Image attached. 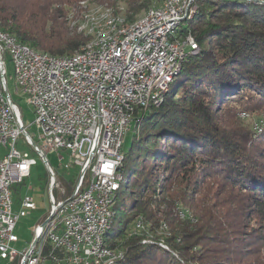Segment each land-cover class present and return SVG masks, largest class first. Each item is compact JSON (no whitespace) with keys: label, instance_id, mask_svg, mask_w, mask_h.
Wrapping results in <instances>:
<instances>
[{"label":"trees","instance_id":"1","mask_svg":"<svg viewBox=\"0 0 264 264\" xmlns=\"http://www.w3.org/2000/svg\"><path fill=\"white\" fill-rule=\"evenodd\" d=\"M79 1L0 0V31L51 56L72 55L90 39L77 31L75 21L71 25ZM98 1H105L115 11L124 5L126 20L131 23L156 0ZM201 1L198 16L181 27V33L195 35L200 52L187 57L160 105L145 112L137 110L134 136L124 150L119 171L127 179L131 195L130 201L124 193L117 199H121L124 213L131 212V218L107 234L113 249H125L117 264H228L204 260L202 249L199 254L194 250L198 244L192 240L197 239L199 227L189 222L170 224L174 234L164 240L169 250L157 244L153 233L154 241L147 234L152 240L145 243L140 234L127 236L137 217L153 228L164 216L167 221L173 219V211L184 201V188L190 186L192 197L198 196L197 203L205 208L221 188L220 194L236 191L249 197L251 213L262 223L259 236L264 243V130L257 134L235 114L238 108L245 109L241 104L247 97L263 106L254 108L258 105L248 102L250 109L264 114V91L254 87L264 85V3ZM2 90L0 79V93ZM225 109L233 126L223 124L220 114ZM159 186L162 193L157 191ZM73 189L74 181L69 180L65 193L71 195ZM217 222L212 216L202 220L208 230ZM11 264H20V260Z\"/></svg>","mask_w":264,"mask_h":264},{"label":"built area","instance_id":"2","mask_svg":"<svg viewBox=\"0 0 264 264\" xmlns=\"http://www.w3.org/2000/svg\"><path fill=\"white\" fill-rule=\"evenodd\" d=\"M200 1L161 0L151 23L136 30L132 41L120 39L104 45V51L90 58L64 64L21 52L18 45L6 39L7 51L0 52L3 77L6 80V53L14 63L18 88L34 108L42 146L28 133L6 80V94L0 100V260L13 263L19 259L20 264H106L109 259L123 256L118 247L116 252L97 251L98 233L107 225L106 213L113 202L108 198V188L119 178L125 137L137 110L145 111L148 103L157 104V99H150V91L162 86L168 72L187 54L188 48H171L166 43L164 28L179 24L176 36H191L189 32L182 34L180 26ZM21 137L47 166L51 206L46 225L42 226L45 219L34 231L37 244L32 242L19 252L14 247L19 241L17 222L28 215V210L36 209L32 197L19 200L13 191L36 164L28 152L18 149ZM45 150L56 152L66 168L70 164L78 167L71 195L55 197L57 176ZM65 155L70 163L65 162ZM17 201L19 209L15 208ZM139 223L144 222L137 221L134 226ZM141 236L147 242L146 236Z\"/></svg>","mask_w":264,"mask_h":264},{"label":"rangeland","instance_id":"3","mask_svg":"<svg viewBox=\"0 0 264 264\" xmlns=\"http://www.w3.org/2000/svg\"><path fill=\"white\" fill-rule=\"evenodd\" d=\"M159 2H160L159 0H156L153 2L152 5L159 4ZM201 2L202 1L199 2V8H197L196 13L191 20L195 19L198 16L199 13L198 10H200L201 8ZM231 2H236L238 4L243 3V1L241 0H231ZM244 4L262 6L261 4L256 2L254 3L244 2ZM77 5L79 10L77 11V13L76 12L74 13L73 19H71L72 16L70 15V19L72 21L71 25L73 21H75V24L77 23L76 25L82 24L86 20L87 15L95 13L97 9H101V12H104L107 10V8L110 7L112 8V6H109L105 1H98V0H81ZM125 10L126 9L124 5L116 8V11H119V13L122 14L126 13ZM144 12L145 11H143L139 15V17L142 16ZM191 20H187L184 24L190 22ZM184 24L180 26V29ZM75 33H77L76 29H75ZM79 33L80 34L82 33V35L85 34L83 31H79ZM182 34H186V33H182ZM86 36H88V38L90 39L92 38V35H86ZM193 36L195 37L194 34ZM188 53L189 54L185 58H183L181 62L180 70L177 76L182 71L183 64L186 61L187 57L189 55H194L189 51ZM4 61H5L6 80H7L9 93L12 96V99L14 100L15 104L19 108L23 123L27 127L28 133L31 135V137L36 143L42 146V141H40L39 139V135H40L39 129L37 125L34 123L35 120L34 108L29 103L27 95L18 88L17 80L15 76L14 63L8 54H5ZM229 79L232 80L231 78ZM254 87H256V89L258 90L264 91V85L263 86L260 85L258 87V85L255 84ZM162 101L163 99L156 105H160ZM248 102L255 104L254 102L256 101L252 100L249 97L243 99V103L241 104V106L245 107V109L238 108V110H236L235 113L236 117L243 122V123L241 122L242 125L253 126L254 130H256V133L261 134L264 130V123H263L264 114L254 112L252 111V109L258 108L259 106L262 107L261 109H263V106L260 105L261 103H259V104H255L258 105L257 107L254 108L252 107L250 109L251 106L248 105ZM220 115L224 120V121L221 120V122L222 121L224 122V123L222 122L223 124L228 126H233L232 124L234 123L231 122V117H230L231 115L229 114L228 111H226V109L223 110ZM133 127L134 125L131 127V130L126 134L124 150L128 149V146L130 145L133 139L134 136V131L132 129ZM17 147L22 152H28L33 158L36 159V164L31 168L30 176L27 177L24 183H22L20 186L13 188L14 194H16L19 200L21 199V197L29 196L32 197L36 205L35 210H28V215L26 217H22L17 222L16 235L18 236L19 241L14 244V247L15 249H17V251L22 252L25 249L29 248L31 243L34 241V231L36 227L48 215L51 203L47 191L48 170L43 158L36 151L33 150L32 145H29L28 143L25 142L23 137L19 139ZM45 155L57 176L58 186L53 191L55 197L61 199L69 196L68 192L63 193V191L64 192L66 191L68 181L74 180V175L77 173L78 167H75L72 164H70V168H66L65 163L63 164L59 161V157L57 153L54 151L45 150ZM65 162L70 163V160L66 155H65ZM191 189L192 186H190L189 189L184 188L185 190L183 194L184 201L180 200L181 202L178 204V208L177 209L175 208V210L173 211L175 212L173 219L167 221L165 220V216H164L161 218L158 227L155 226L153 228L151 223L147 224L145 222H144L145 224L144 226L143 223H141L142 225L139 224L134 226L138 220L143 222V219H141V217L140 218L137 217L131 224L134 228L127 230L128 233L127 236H129V233L131 231L133 234H140V235L150 234L149 236H152L153 240L151 238H146V239H150L154 241L153 238V234H154L156 235V238L159 240L157 244L160 247L169 250L168 246L162 244H166L164 240H166V238L170 236H173L174 234L172 232V227L170 224L175 223V225L176 224L178 225V222L184 224L186 222H189L191 223V225H195L199 227L198 230L195 232L197 234V239L195 238L192 241L195 243L197 242L198 244V246L194 248V250L198 249L196 251L198 254L200 249H202L200 253L203 255L204 260L210 259L213 261H222L225 263L228 262V264H264V243L262 242V239L259 236L261 229L260 225H262V223H260V221L255 218L256 214L251 213L252 209H250L251 207L249 206L248 203L249 197H247L245 194L241 193L240 191L239 192L241 194L236 191L234 192L232 191L231 193H227L225 191L224 193L220 194V191L223 190L221 188L218 191L217 194L218 196L213 198L209 203V208H205L203 204L197 203V201L199 200L198 196L192 197V195L190 194ZM157 191L158 193H162V188L160 186L157 187ZM123 193L124 195H126L127 201H130L129 197L131 195V188H127V179H125V177L119 188V194H123ZM232 202H238L239 204L235 203L237 206L232 205ZM121 203H122L121 199H118L116 205V207H118V209L116 210L117 211L116 217L118 218V220L116 223L113 224L110 232H113L119 226H121L126 220L131 218V212H129V210H127L125 213L122 211V208L120 207ZM19 206L20 203L16 204L15 208L19 209ZM210 216L215 218L218 222L215 225V227L211 226L212 230H208L207 228L204 229L205 225L202 223V220L205 221ZM178 242H180V240H178ZM111 243L112 242H110V237H109V244ZM118 249L123 252V256H124L125 249L123 247H118ZM122 258H120L118 261H120ZM0 264H11V263L7 260H0Z\"/></svg>","mask_w":264,"mask_h":264},{"label":"bare ground","instance_id":"4","mask_svg":"<svg viewBox=\"0 0 264 264\" xmlns=\"http://www.w3.org/2000/svg\"><path fill=\"white\" fill-rule=\"evenodd\" d=\"M248 2H258L264 3L263 0H243ZM159 8V4H154L145 10L144 14L138 17L131 23H128L126 20L125 14L117 13L113 8H107L106 11L101 12V9H97L95 13L87 15L86 20L78 25L77 31H83L86 35H92V38L81 47L74 54L69 56H51L46 53L39 52L10 36L0 31V52H3V49L7 50L6 39L11 41V45H18L19 50L24 53H29L32 56L42 57L44 59H52L53 63L56 64H64L67 62H74L76 60L90 58L92 55H95L97 51H104V45H112L115 41H120V39L124 38V41H132L133 33L136 30H141L145 28L148 23H151L152 13L157 11ZM198 8V7H197ZM186 17L187 20H191L196 11ZM179 32V24H169L164 28V40L166 43L170 45L171 48H188L187 54L185 57L191 52L192 54H196L199 50V47L195 43V38L191 32V36L188 38H178L176 34ZM194 45V47H190ZM183 58L181 59L182 62ZM181 62H177L176 66H174L170 72H168L166 76V82L162 84V86L156 87L154 91H150V99H157V104L160 102L162 96L169 89V86L175 79L176 75L180 70ZM0 76L3 84V91L0 93V100L2 95L6 94V80L3 77L2 70L0 68ZM151 103H148V106ZM156 104V103H155ZM148 108V107H147ZM135 120V118H134ZM133 126V125H132ZM124 153L121 158V162L118 164V171L123 165ZM124 180V176L119 171V178L113 185H109L108 188V198L113 199L112 205H109L108 212L106 213V222L103 228H101L98 233V242H97V251H106L108 252H116V249H113L108 241L107 234L108 231L114 224L117 211V197L119 194V188L121 186L122 181ZM140 224V223H139ZM114 257V259H109L106 264H116L117 261L122 258Z\"/></svg>","mask_w":264,"mask_h":264},{"label":"water","instance_id":"5","mask_svg":"<svg viewBox=\"0 0 264 264\" xmlns=\"http://www.w3.org/2000/svg\"><path fill=\"white\" fill-rule=\"evenodd\" d=\"M195 38V37H194ZM195 43L197 44V46L199 47V44L197 43V41H196V39H195ZM199 50H200V47H199ZM152 105H156L155 103H153V104H150L149 106H148V108L145 110V111H148L149 110V108L152 106ZM144 111V112H145ZM48 220L49 219H46V221H44V223L42 224V226H45L46 225V223L48 222ZM37 242H38V238H35L34 239V241H33V245H36L37 244Z\"/></svg>","mask_w":264,"mask_h":264}]
</instances>
